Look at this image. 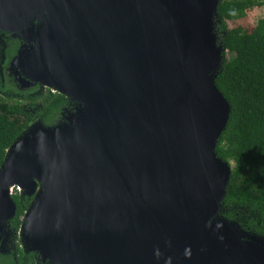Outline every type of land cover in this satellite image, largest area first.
I'll list each match as a JSON object with an SVG mask.
<instances>
[{
	"label": "water",
	"instance_id": "95a60500",
	"mask_svg": "<svg viewBox=\"0 0 264 264\" xmlns=\"http://www.w3.org/2000/svg\"><path fill=\"white\" fill-rule=\"evenodd\" d=\"M218 2L0 0L9 72L74 103L6 149L0 252L17 191L21 248L46 264H264V235L221 213Z\"/></svg>",
	"mask_w": 264,
	"mask_h": 264
},
{
	"label": "trees",
	"instance_id": "16d2710c",
	"mask_svg": "<svg viewBox=\"0 0 264 264\" xmlns=\"http://www.w3.org/2000/svg\"><path fill=\"white\" fill-rule=\"evenodd\" d=\"M262 5L264 0H219L217 39L225 51L214 83L230 108L215 146L216 155L230 166L221 213L242 228L264 235V18L248 30L226 25ZM16 45L14 39L13 46ZM10 54L7 50V57ZM8 84L2 88L0 83V164L9 145L31 123L40 119L44 125H52L74 106L58 92L17 95V90ZM11 197L15 214L8 225L17 235L32 197L17 191ZM14 242V253H0V264H35L36 254L23 252L16 238Z\"/></svg>",
	"mask_w": 264,
	"mask_h": 264
},
{
	"label": "flooded vegetation",
	"instance_id": "af4514ba",
	"mask_svg": "<svg viewBox=\"0 0 264 264\" xmlns=\"http://www.w3.org/2000/svg\"><path fill=\"white\" fill-rule=\"evenodd\" d=\"M4 38H7L4 42ZM14 39L17 40V45L13 46ZM20 45V40L18 38L12 37L10 34H6L5 32L0 31V83L2 88L5 86V84L11 85L10 87L15 88L17 91L14 94H20V93H26L27 95L33 96L37 95L39 93H43L44 91H48L50 93L56 92L53 90H50L47 87H43L39 85L38 83H31L28 86L21 87L18 82L15 79V76L9 72L8 70V62L9 58L11 59L12 56L15 54L16 50L18 49ZM10 50L11 54L9 57L6 55V51ZM4 94V92H2ZM73 103V102H72ZM21 246V245H20ZM15 249V243L12 245V247H3L2 254H9L14 253ZM35 264H46L45 262H42L37 256L34 257Z\"/></svg>",
	"mask_w": 264,
	"mask_h": 264
},
{
	"label": "rangeland",
	"instance_id": "374dc122",
	"mask_svg": "<svg viewBox=\"0 0 264 264\" xmlns=\"http://www.w3.org/2000/svg\"><path fill=\"white\" fill-rule=\"evenodd\" d=\"M264 18V5L262 6H256L253 7L249 10H247L245 17L235 20V21H227L226 25L228 28H233V27H240L242 29L248 30L250 29L253 25L256 24V22L260 19ZM9 226V225H8ZM15 238L19 241V238L17 235H15V232L13 231L9 236L7 237L6 240V245L5 248L12 247V245L15 243ZM20 243V241H19Z\"/></svg>",
	"mask_w": 264,
	"mask_h": 264
},
{
	"label": "bare ground",
	"instance_id": "6f19581e",
	"mask_svg": "<svg viewBox=\"0 0 264 264\" xmlns=\"http://www.w3.org/2000/svg\"><path fill=\"white\" fill-rule=\"evenodd\" d=\"M44 87V86H43Z\"/></svg>",
	"mask_w": 264,
	"mask_h": 264
}]
</instances>
